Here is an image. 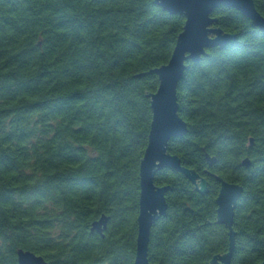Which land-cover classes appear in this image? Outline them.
I'll use <instances>...</instances> for the list:
<instances>
[{
  "label": "trees",
  "instance_id": "obj_1",
  "mask_svg": "<svg viewBox=\"0 0 264 264\" xmlns=\"http://www.w3.org/2000/svg\"><path fill=\"white\" fill-rule=\"evenodd\" d=\"M213 16L237 38L187 63L177 93L188 132L168 146L209 191L158 170L170 189L152 264H211L228 251L217 175L244 187L231 264L264 259V33L233 7ZM184 23L155 0H0V264H18L20 248L50 264L134 263L151 70L168 63ZM104 214L101 235L92 224Z\"/></svg>",
  "mask_w": 264,
  "mask_h": 264
},
{
  "label": "water",
  "instance_id": "obj_2",
  "mask_svg": "<svg viewBox=\"0 0 264 264\" xmlns=\"http://www.w3.org/2000/svg\"><path fill=\"white\" fill-rule=\"evenodd\" d=\"M155 3L170 14H183L185 23L168 63L151 70L159 78V87L149 94L152 121L148 145L140 163L138 235L133 264H152L148 255L151 230L168 209L166 193L170 186L155 183L158 170L173 168L184 174L199 193L206 194L209 191L208 180L196 169L183 165L180 156L171 153L168 146L173 138H182L188 132V124L179 113L177 93L187 63L198 62L207 49L223 48L237 38L236 33L227 32L217 25L218 20L213 16L215 9L220 6L233 7L251 19L264 33V15L258 10L255 0H155ZM206 157L209 165L215 164V156L206 153ZM243 164L250 166L251 159L246 157ZM216 177L220 182L216 199L217 223L228 228L229 248L226 253L215 255L211 264H231L236 247L235 210L244 187L221 176ZM109 219L108 215H102L93 222L92 230L103 235ZM17 257L18 264H50L42 255L23 248L18 249ZM261 264H264V259Z\"/></svg>",
  "mask_w": 264,
  "mask_h": 264
}]
</instances>
